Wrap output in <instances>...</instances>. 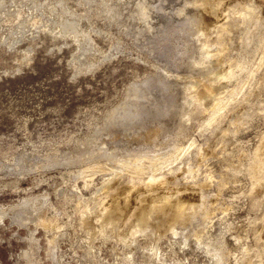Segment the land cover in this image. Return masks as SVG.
I'll return each instance as SVG.
<instances>
[{"label":"rangeland","instance_id":"obj_1","mask_svg":"<svg viewBox=\"0 0 264 264\" xmlns=\"http://www.w3.org/2000/svg\"><path fill=\"white\" fill-rule=\"evenodd\" d=\"M200 2L0 0V264H264V170L258 183L250 168L264 0H220L211 28ZM151 175L175 182L147 193ZM138 192L149 208L205 198L210 213L173 221L178 235L99 229L104 205ZM33 205L45 217L21 220Z\"/></svg>","mask_w":264,"mask_h":264},{"label":"bare ground","instance_id":"obj_2","mask_svg":"<svg viewBox=\"0 0 264 264\" xmlns=\"http://www.w3.org/2000/svg\"><path fill=\"white\" fill-rule=\"evenodd\" d=\"M199 2V1H198ZM202 2V5H203V9H207L208 11V15L206 16H203L204 17V20H203V25L204 24H208V23H211L212 21H214L215 18H217L218 16H216L214 13L215 12H218L220 11L219 8H220V0H201ZM201 2L199 4H201ZM238 2V1H237ZM244 2V1H243ZM245 3H246V0H245ZM244 4V3H243ZM238 5V4H237ZM242 5V3L240 4L239 3V6ZM244 7V6H243ZM240 6V8H243ZM252 8L251 7H247V12L251 11ZM238 12V11H237ZM244 13V12H243ZM253 13V12H252ZM221 14V13H220ZM219 15V14H218ZM252 17L253 14H251ZM198 16V15H197ZM220 16V15H219ZM196 18V17H195ZM255 18V17H254ZM194 19V18H193ZM198 20V18L196 19ZM217 20V19H215ZM195 21V20H193ZM219 21V20H218ZM217 22V21H216ZM215 22V23H216ZM191 24V23H190ZM193 24V23H192ZM219 24V22H218ZM256 24V23H255ZM195 25V24H194ZM200 25V23L198 24ZM254 25V24H253ZM208 26V25H207ZM211 25H209L208 27H210ZM225 26V23L224 25ZM260 26V25H259ZM193 27H196V26H193ZM203 26H199V29L201 30ZM213 27V26H212ZM220 27V26H219ZM206 28V27H205ZM222 28V26H221ZM259 28V27H258ZM216 29V28H215ZM257 29V28H255ZM254 29V30H255ZM181 30V29H180ZM194 30V29H193ZM205 30V29H204ZM210 30V29H209ZM250 30V28H249ZM208 31V30H207ZM206 31V32H207ZM216 31V30H215ZM222 31V30H221ZM220 31V32H221ZM166 32V30H165ZM204 32V31H202ZM213 32V31H212ZM217 32V31H216ZM257 32V31H256ZM195 33V32H194ZM198 33V32H197ZM209 33V32H208ZM207 33V34H208ZM206 34V33H204ZM219 34V32H218ZM222 34V32H221ZM221 34H219L221 36ZM249 34V33H248ZM250 35H252L250 33ZM218 36V35H217ZM255 36V35H254ZM222 37V36H221ZM251 37V36H250ZM249 37V38H250ZM173 38V37H172ZM220 38V37H219ZM248 39V37L246 38ZM251 39V38H250ZM211 40V39H210ZM217 40H220V39H217ZM250 41V40H249ZM210 42V41H208ZM212 42V41H211ZM215 42V41H214ZM217 42V41H216ZM220 42V41H219ZM218 42V43H219ZM247 42V41H246ZM205 43V42H204ZM207 43V41H206ZM264 43V42H263ZM160 44V43H159ZM211 44V43H210ZM215 44V43H214ZM219 44H222L221 42ZM203 45V44H202ZM209 45V44H208ZM207 45V46H208ZM159 46V45H158ZM204 46V45H203ZM262 46V45H261ZM216 47V45H215ZM222 46H220L221 48ZM203 48V47H202ZM209 48V46L207 47ZM262 48H264L262 46ZM206 50V46L204 48ZM212 49V48H211ZM210 50V49H209ZM224 50V49H223ZM213 52V51H212ZM215 53V52H214ZM262 56H261V60H260V65L262 63H264V49L262 50ZM169 54V53H168ZM207 54L209 55V51H207ZM185 55V54H184ZM210 56V55H209ZM214 56V55H213ZM200 57V56H199ZM203 58V57H202ZM219 58V57H218ZM214 59H215V56H214ZM232 59V58H231ZM219 60V59H218ZM222 60V59H221ZM182 61V60H181ZM222 62V61H221ZM223 63V62H222ZM232 65V64H231ZM242 65V64H241ZM258 65V64H257ZM256 65V66H257ZM234 67V66H233ZM236 68V67H235ZM259 68V67H258ZM257 69V68H256ZM255 69V70H256ZM229 70V68H228ZM244 71V70H243ZM253 71V70H252ZM250 71V73L252 72ZM254 72V71H253ZM223 75L225 76L224 79H231V74L230 72L228 71L227 73H224L223 72ZM248 75V74H247ZM251 75V74H250ZM252 76V75H251ZM247 78V77H246ZM243 80V79H242ZM245 80V79H244ZM248 81V80H247ZM246 81V82H247ZM246 82L243 83V85L245 86L246 85ZM241 84V83H240ZM260 86L263 87L264 85V77L261 79L260 83H259ZM242 86V85H241ZM243 87V86H242ZM246 87V86H245ZM252 87V86H251ZM240 89V88H239ZM252 89V88H251ZM217 88L215 87V84L214 82H210L209 84H206L204 85V90L201 92L203 95H210L211 97L215 96L216 92H217ZM259 91V90H258ZM144 92V91H143ZM241 92V91H240ZM257 92V91H256ZM260 92V91H259ZM258 92V93H259ZM200 93V90H199V96L202 98V95ZM254 93V92H253ZM196 94V93H195ZM234 94V93H233ZM236 94V93H235ZM238 94H239V91H238ZM242 94V93H241ZM250 94H252V92H250ZM237 96V95H236ZM197 97V95H196ZM219 97V96H218ZM234 97V96H233ZM249 97V95H246V99ZM199 98V97H197ZM216 98V97H215ZM220 98V97H219ZM219 98H217V100H220ZM232 99V98H231ZM245 99V100H246ZM230 101V100H229ZM228 101V102H229ZM249 101V100H248ZM147 102V101H146ZM221 103V101H218ZM216 101V103H218ZM223 102V101H222ZM246 102V101H245ZM128 103V102H127ZM215 103V104H216ZM219 103V104H220ZM217 104V107L220 108ZM242 104V103H241ZM222 105L224 106L225 103H222ZM216 106V105H215ZM226 107V105H225ZM130 108V107H129ZM213 108V107H212ZM214 109V108H213ZM217 109V108H215ZM162 110V109H161ZM218 110V109H217ZM220 110V109H219ZM223 110V108H222ZM220 110V111H222ZM213 111V110H212ZM214 113V112H213ZM216 115H218L219 112L217 113H214ZM211 116V115H210ZM216 117V116H215ZM215 117H212V118H215ZM211 119V118H210ZM213 120V119H212ZM210 120V122L212 121ZM135 122V121H134ZM209 125V124H208ZM158 128H153L150 130L149 132V135L153 136V137H157V134H158ZM156 161V160H155ZM164 162V161H163ZM162 162V163H163ZM153 165V163H152ZM250 168H251V171L256 175V179L258 181V183L261 181L262 178H260V173L264 170V137H263V140L261 141V143L257 146L256 148V151H255V154H254V158L250 164ZM137 169V168H136ZM159 169H162V168H159ZM139 170V169H137ZM136 170V172H137ZM158 171V170H157ZM135 172V171H134ZM141 172V171H140ZM157 175V174H156ZM156 175H151L150 179H148V181H146L144 184H143V190L142 191H145L147 193L151 192V193H155V191L159 188H163V187H167V185H170L172 186V184L175 182L174 179L173 180H169L168 182L169 183H166V178L164 177H156ZM163 175V174H162ZM160 176V175H159ZM264 178V176H262ZM164 178V179H163ZM197 186V185H196ZM201 185L197 186V187H200ZM195 188V187H194ZM193 190V189H191ZM179 191H177L178 193ZM142 193L138 192V199H136L135 201L131 200V198L127 199V200H124L123 202H121L120 204V200L117 201L116 204H113V205H104L102 207V214L99 215L96 219L97 221V226L99 227V229H103V224L105 223H108V224H122V223H125L126 226H127V223L129 222L131 225H128V227L126 228V234L130 235V234H136L138 232H144L146 230H150V228L154 229V225L157 223V226L159 227V229H164L165 227H167V229L169 228L171 230V232L174 234V235H178L180 232L177 231V229L174 227L173 225V221L176 222V220H181V219H184L188 216H190L191 218L194 217L198 212L197 210L199 209V207H201L203 209V213L206 215H208L210 213V211L207 209V207L205 208L206 206V201H205V198L201 199V203L198 202V203H189L187 201H184V200H181V199H178L176 200V202L173 203V205L171 206V208L169 209L167 203L168 202H165V204L163 205H159L156 207V205H153L151 208H149L148 206H142V202H141V199H140V195ZM192 196V195H191ZM170 197L171 195H168L167 198H169L170 200ZM37 202V201H36ZM38 204V203H37ZM151 204V203H150ZM46 205V204H45ZM121 206H123L121 208ZM28 207V206H26ZM112 208H118V209H115L114 211H112L111 209ZM23 209H25L23 207ZM22 209V210H23ZM161 210L160 212V216L159 217H155V213L156 211L155 210ZM175 209V211H173ZM120 211L121 214H126V216L129 214V216H127V219H126V222H124L123 220H120L119 219V216H118V213L117 211ZM190 210V211H188ZM20 211V210H19ZM27 211L28 213H23V214H20L22 215L19 216L18 215V212L16 215H18L19 217H21V220L23 219L25 222L26 221H29L28 219L30 218V216L35 213L38 217L40 218H43L45 217L44 216V209L39 205L38 207L36 205H33V206H29L27 208ZM22 213V211H21ZM115 213V214H113ZM174 213V214H173ZM198 215V214H197ZM36 216V217H37ZM35 217V218H36ZM165 217L166 219L162 220V218ZM33 218V217H32ZM15 219V218H14ZM19 219L18 217H16V220ZM31 219V218H30ZM169 220H171V222H169ZM14 221V220H13ZM18 221V220H17ZM20 221V219H19ZM42 221V220H40ZM44 221V220H43ZM16 222V221H15ZM102 223V224H101ZM101 224V225H100ZM168 225V226H165V225ZM184 227V226H183ZM184 229V228H183ZM262 230V229H261ZM259 232V231H258ZM182 234V232H181ZM260 234V233H259ZM258 235V234H257ZM260 236V235H259ZM187 239V238H186ZM260 241L261 243L264 245V236L263 237H260ZM184 242V241H183ZM185 244V242H184ZM260 244V243H259ZM217 251V250H216ZM219 251V250H218ZM215 252V251H214ZM155 253V251H154ZM153 254V253H152ZM219 256L221 258V253H215V256ZM223 255V254H222ZM130 256H133L130 254ZM150 257V256H149ZM156 257V256H155ZM163 259V258H162ZM132 264H139L136 259L133 257L132 259ZM145 260V259H144ZM155 260V259H154ZM150 261L149 258H147V262ZM131 263V262H130ZM144 264H147L146 262ZM149 264V262H148ZM153 264V263H152ZM157 264V263H156ZM220 264V263H218Z\"/></svg>","mask_w":264,"mask_h":264}]
</instances>
